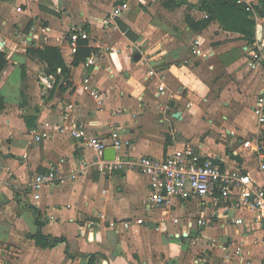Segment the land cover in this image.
I'll return each instance as SVG.
<instances>
[{"label":"crops","instance_id":"0c3cea01","mask_svg":"<svg viewBox=\"0 0 264 264\" xmlns=\"http://www.w3.org/2000/svg\"><path fill=\"white\" fill-rule=\"evenodd\" d=\"M181 1L0 0V264H264L255 212L228 216L209 197L158 205L145 174L100 172L94 150L57 129L72 118L97 138L117 133L128 158H164L191 142L264 185V123L255 113L264 78L249 67L245 37H264V17L248 14L251 26L214 5L206 25V0ZM72 25L89 35V65L75 61ZM46 46L70 68L67 79L52 75V87L46 63L30 52ZM85 78L103 102L84 90ZM44 132L51 136L36 140ZM80 163L86 168L72 178ZM53 169L60 179L35 198L34 176ZM39 233L64 241L44 248Z\"/></svg>","mask_w":264,"mask_h":264},{"label":"built area","instance_id":"2783aa9c","mask_svg":"<svg viewBox=\"0 0 264 264\" xmlns=\"http://www.w3.org/2000/svg\"><path fill=\"white\" fill-rule=\"evenodd\" d=\"M237 2L243 5L247 12L255 17L259 16L255 6L249 1L237 0ZM121 12L122 9L117 7L113 12V18L120 16ZM107 22L114 21L108 20ZM88 38V33L78 25L70 26L68 39L74 54L77 53L80 42ZM199 42L196 40L194 46ZM194 51L201 53V50L196 47ZM91 63L92 58H87L86 64ZM248 64L252 71L264 78V37L257 36L249 47ZM151 74H154V71H151ZM43 79L49 87H52L55 82L52 75H45ZM83 88L99 102H103L101 92L91 86L90 78H85ZM255 113L259 121L264 123V97L259 98ZM57 129L61 134L81 140L86 146L92 148L95 154L94 164L100 172L111 173L128 169L145 174L149 179L151 200L158 205L167 204L172 198L189 200L209 197L222 201L223 212L228 216L231 211L235 210L253 211L257 214L256 220L264 224V185L260 184L249 171L223 168L213 156L202 154L191 142L184 143L182 147L175 149L164 158L149 155L128 158L121 152L124 142L117 133L109 139H100L88 133L84 124H79L72 118L59 125ZM50 136L51 134L44 132L36 134L35 138L41 140ZM112 147L116 150L115 157L105 158V151ZM260 157L262 161L259 169L264 174L263 153ZM85 168L86 165L80 163L79 168L72 172L71 177L76 178ZM59 179L60 176L54 169L47 173H37L30 184L35 198H41V191L45 185L53 184ZM232 220L235 224H244L241 218ZM197 222L201 226L208 224L204 217H200ZM189 225L192 226L193 223L190 222ZM125 226H129V223H125Z\"/></svg>","mask_w":264,"mask_h":264},{"label":"trees","instance_id":"16d2710c","mask_svg":"<svg viewBox=\"0 0 264 264\" xmlns=\"http://www.w3.org/2000/svg\"><path fill=\"white\" fill-rule=\"evenodd\" d=\"M176 4H181V0H171ZM206 3L209 4L206 6V10L212 14L209 18L206 19V25L213 17L217 16V8L215 6H222L229 8L231 11L237 12L240 18L244 19L247 24L251 26L254 25V20H250L247 18V15L250 14L246 11L245 7L241 4H238L237 0H206ZM211 4H213L211 7ZM215 5V6H214ZM256 11L259 16L264 17V0H259V5L256 7ZM227 27V25H226ZM245 37L249 39L250 45L255 41V35L251 31L246 30ZM87 43L84 41L80 42V46L76 53L75 61L79 62L83 59H87L93 53V49L86 45ZM30 52L37 55L42 61H44L47 65L46 72L50 75H54L56 77L64 76L66 79L69 77L70 68L68 64L65 62V59L58 47L55 46H46L44 48H31ZM7 64V60L5 59V54L0 52V70L3 69ZM33 238L36 240V243L44 248L54 247L58 243L64 241L63 238H53L51 236H45L42 233H39Z\"/></svg>","mask_w":264,"mask_h":264},{"label":"water","instance_id":"95a60500","mask_svg":"<svg viewBox=\"0 0 264 264\" xmlns=\"http://www.w3.org/2000/svg\"><path fill=\"white\" fill-rule=\"evenodd\" d=\"M176 116H178V114H176ZM116 155V150L115 148H108L106 151H105V158L107 159H113Z\"/></svg>","mask_w":264,"mask_h":264}]
</instances>
